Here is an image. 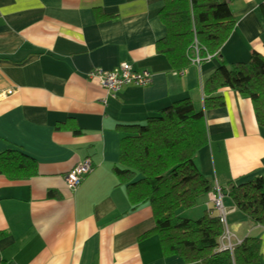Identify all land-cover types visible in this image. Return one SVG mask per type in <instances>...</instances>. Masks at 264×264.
Wrapping results in <instances>:
<instances>
[{
  "label": "crops",
  "instance_id": "1",
  "mask_svg": "<svg viewBox=\"0 0 264 264\" xmlns=\"http://www.w3.org/2000/svg\"><path fill=\"white\" fill-rule=\"evenodd\" d=\"M220 1L234 17L228 37L176 71L157 49L163 0H0V92L14 88L0 95V264H201L163 255L151 206L132 207L114 166L119 128L183 97L203 109V82L221 61L264 55V0ZM123 61L151 81L112 94L87 78ZM220 94L221 106L203 109L207 141L194 163L222 188L233 241L259 237L264 264V225L226 194L228 182L264 177V127L250 97ZM86 157L92 169L67 186L64 175ZM207 193L197 207L217 214Z\"/></svg>",
  "mask_w": 264,
  "mask_h": 264
},
{
  "label": "trees",
  "instance_id": "2",
  "mask_svg": "<svg viewBox=\"0 0 264 264\" xmlns=\"http://www.w3.org/2000/svg\"><path fill=\"white\" fill-rule=\"evenodd\" d=\"M159 16L166 33L157 42V49L176 71L191 63L195 42L200 56L212 55L234 23L229 3L220 0H163ZM202 86L206 109L223 104V89L250 97L256 121L264 127L262 53L254 52L246 61H221ZM203 109L197 110L189 97H183L142 124L119 128L123 133L119 166H114V171L126 184L132 207L145 202L151 206L152 231L163 255L178 254L187 262L201 264H262L259 237L246 236L232 249H219L223 223L218 214L204 210L192 218L178 213L193 207L212 188L194 163L195 153L207 141ZM226 189L236 209L251 223L264 225L263 176L240 184L228 182Z\"/></svg>",
  "mask_w": 264,
  "mask_h": 264
},
{
  "label": "built area",
  "instance_id": "3",
  "mask_svg": "<svg viewBox=\"0 0 264 264\" xmlns=\"http://www.w3.org/2000/svg\"><path fill=\"white\" fill-rule=\"evenodd\" d=\"M210 57L209 54L206 56H200L198 52V45L194 44V55L191 59L192 63H199L203 58ZM87 78L94 80L101 86L105 87L108 91L115 93L122 86L126 84H137L146 85L151 81L152 74L147 69H134L129 62L123 61L117 67L109 70H105L101 67H94L87 72ZM14 88H9L2 94L13 93ZM92 162L89 157L84 158L82 161L77 163L71 170L64 175V180L69 187H75L78 185L91 170ZM208 199L212 202L213 208L216 210L220 221L223 223L225 230L220 236L219 249H232L233 246L239 241H233L234 235L230 233L226 223L227 209L224 206L223 198L224 193L222 188L216 184L207 193Z\"/></svg>",
  "mask_w": 264,
  "mask_h": 264
},
{
  "label": "rangeland",
  "instance_id": "4",
  "mask_svg": "<svg viewBox=\"0 0 264 264\" xmlns=\"http://www.w3.org/2000/svg\"><path fill=\"white\" fill-rule=\"evenodd\" d=\"M91 169H92V167H91ZM199 202V201H198ZM197 205H198V203H196L195 205H193V207H190V208H188V209H180L179 211H178V213L180 214V215H188V216H190V217H192V218H197L198 216H200L201 215V212H200V205L197 207ZM199 212H200V214H199ZM198 213V214H197Z\"/></svg>",
  "mask_w": 264,
  "mask_h": 264
},
{
  "label": "bare ground",
  "instance_id": "5",
  "mask_svg": "<svg viewBox=\"0 0 264 264\" xmlns=\"http://www.w3.org/2000/svg\"><path fill=\"white\" fill-rule=\"evenodd\" d=\"M225 230V227H224V225H223V231Z\"/></svg>",
  "mask_w": 264,
  "mask_h": 264
}]
</instances>
